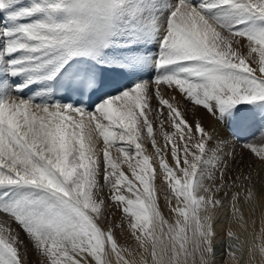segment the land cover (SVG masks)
Instances as JSON below:
<instances>
[{"label": "snow or ice", "instance_id": "1", "mask_svg": "<svg viewBox=\"0 0 264 264\" xmlns=\"http://www.w3.org/2000/svg\"><path fill=\"white\" fill-rule=\"evenodd\" d=\"M0 14V264H29L30 253L37 264H264V229L259 244L216 230L229 192L245 233L239 198L264 200L251 176L264 168V131L237 160L198 115L264 102V0H0ZM140 39L158 43L157 76L91 111L38 102L50 88L17 94Z\"/></svg>", "mask_w": 264, "mask_h": 264}, {"label": "rangeland", "instance_id": "2", "mask_svg": "<svg viewBox=\"0 0 264 264\" xmlns=\"http://www.w3.org/2000/svg\"><path fill=\"white\" fill-rule=\"evenodd\" d=\"M193 2H197V0H193ZM117 45H114L115 48L112 46L114 49L120 51L119 55H118V53H117V55L115 54L116 56L114 55L117 58H115L113 56V58L116 59L115 61L112 60V62H111L108 58H106V56H103V55H101L100 57H96V58L98 60H101V62H103L106 65H108V64L111 65V63H112L111 66H113V67H111V68L115 72L121 73L122 75L126 76L127 78L128 77L131 78V76H132V78H134V76L136 78V76L139 73H142V72L145 73L146 75H144L143 77H140L137 82L151 81L157 76L158 73L153 72L151 70V67H152V69L154 67V66H152L153 65L152 61L154 60L156 54L159 51V46H158V43L156 40H154V39H152V40L140 39L136 43H133L132 45H126L123 43H120ZM119 46H121V47H119ZM1 47H2V45H1ZM112 47L110 48V50L112 49ZM129 47L134 49V52H131V53L128 52L127 49ZM116 50H113V51H116ZM133 57H135V59H133ZM120 61H122V62H120ZM119 64H121V66ZM21 78L24 79V77H21ZM48 83H51V82H44L42 84H43V86H45ZM42 87L40 89H37V91L43 89ZM50 89H51V84H50ZM110 96L111 95H105L104 94L102 96L101 100L99 101V103L105 97H110ZM98 104H95L93 108H95L96 105H98ZM93 108H91V109H93ZM235 108H233V113L235 112L234 115L237 118V121L235 122V125L237 126L235 132L236 133L238 132V133H237V136L233 137L232 139L236 142V144L239 146V149L241 150V152L238 153L239 155L236 157V159L239 160L242 157L248 155L247 151L242 150L240 145H243L247 142L259 141L261 139V132L264 131V102H257L254 104H239ZM91 109L88 111H91ZM113 155H115V152H113ZM260 171H262V172H260ZM260 171L256 174L257 176L254 180L256 182V184L258 183L256 185L257 189H261L264 185V181H263L264 169H262ZM259 179H261V180H259ZM105 192H107V191L105 190ZM243 198H244L243 196L239 198V200H238L239 205L243 203V201H244ZM231 204H232L231 193H229L228 197L224 198V207L219 209V211H218L219 214L231 211L232 210ZM118 212L119 211H117L116 209H113V210H111L110 213H108L109 214L108 217L110 219L114 220V222L118 223L120 221V215H121ZM218 212H217V214H218ZM114 214H115V216H114ZM233 230H236L235 232L241 237V239L245 238L244 233L240 232L239 229L236 228ZM221 242L226 247L228 240H227L226 236H223V234H221V236H218V239L216 242L217 243V258L218 259H220L219 256H220V244H221ZM37 260H38L37 255L34 253H30L29 264H36Z\"/></svg>", "mask_w": 264, "mask_h": 264}, {"label": "bare ground", "instance_id": "3", "mask_svg": "<svg viewBox=\"0 0 264 264\" xmlns=\"http://www.w3.org/2000/svg\"><path fill=\"white\" fill-rule=\"evenodd\" d=\"M0 23H6V21H4V18L3 17H0ZM149 40V39H148ZM152 40V39H150ZM145 42V41H144ZM136 43V42H135ZM141 44V43H140ZM2 45V41H0V47ZM118 46V45H117ZM114 47V46H113ZM112 47V49L110 50V48L108 49H105L103 51V56H106V58H108L111 62L112 60L115 61L117 57H115L118 53H120V51L114 49ZM121 47V46H119ZM113 50H116V51H113ZM140 50V49H139ZM116 52V53H115ZM143 53V52H142ZM149 53V52H148ZM116 54V55H115ZM115 55V56H114ZM113 56L115 58H113ZM96 58V57H95ZM101 61V60H100ZM122 62V61H120ZM131 63V62H130ZM110 67H113L111 66L110 64H108ZM121 66V64H119ZM125 65V64H124ZM153 66V65H152ZM148 67V66H147ZM154 68V67H153ZM135 72V71H134ZM130 76V75H129ZM132 77V76H131ZM14 78V77H12ZM135 78V77H134ZM8 79V82H10V79L7 77ZM24 82V79H21L20 78V81L19 83H23ZM51 84H52V81H51ZM37 92V91H36ZM34 92V93H36ZM18 94V93H17ZM33 96V95H32ZM236 109V108H235ZM92 110V109H91ZM235 113V112H234ZM233 113V109L227 113L223 119H219L218 121H214L211 117L207 116L206 114H204L203 112H200L198 115L200 118L203 119V123L204 125L211 131L213 126H214V131H215V134L217 137H219L220 139L222 140H225V141H228L229 142V147H235V150H236V153H237V156L239 155L238 153L241 152V150L239 149V146L236 144V142L232 139L233 137H236L237 136V133L235 132L237 126L235 125V122L237 121V118L236 116L234 115ZM191 115L189 116V119H191ZM170 130V129H169ZM158 140L161 144V146H163L164 144V141L161 137H158ZM215 143V142H214ZM146 147L148 148L149 151H151V144L150 142L146 145ZM236 156V157H237ZM244 160H248L249 157L248 155L242 157ZM264 168H262V166L257 162V163H254L253 164V167H252V171H251V176H252V179L255 180L256 178V174L262 170ZM241 169L239 168H236L232 173L231 175L233 177H235V175L238 174V172L240 171ZM243 172L245 175H248V172L249 170L245 167L243 168ZM262 172V171H260ZM258 179V178H257ZM261 180V179H259ZM257 181V180H256ZM264 181V179H263ZM259 182V181H258ZM159 183V182H158ZM244 183V187L246 188L248 185H247V182H242ZM258 184V183H257ZM256 184V185H257ZM264 188V185L263 187ZM239 189L237 188H233L232 191H237ZM230 193V192H229ZM105 194H107V192H105ZM219 196H223V193H220L218 194ZM243 196V195H242ZM241 196V197H242ZM244 197V196H243ZM244 199V198H243ZM242 200V199H241ZM161 207H162V210L166 216V218L169 216V213H168V210L167 208L165 207V201L163 200V197L161 196ZM239 205V204H238ZM238 207H240L243 211V214H244V218H245V221L247 222V225H248V232L245 233L235 222H232L231 221V211L229 212H224V213H221L217 214V217H218V225H217V232L218 233H221L222 230H221V227H220V224H223V228L226 230L229 226L232 227V229H239L240 232H243L245 236H248V239H249V242H254L259 244L260 243V239H261V232H262V229H264V200H260L259 202H256L254 204H252L251 206L248 205L245 200L243 201L242 204H240ZM113 210V209H112ZM219 211V210H218ZM111 212V211H110ZM109 212V213H110ZM116 212V211H115ZM222 212V211H221ZM119 213V212H118ZM112 214V213H111ZM116 214V213H115ZM114 214V216H115ZM109 215V214H108ZM119 215V214H118ZM119 217V216H118ZM117 217V218H118ZM119 219V218H118ZM118 222V221H117ZM120 222V221H119ZM118 222V223H119ZM233 231H236V230H233ZM116 232V236L119 240L120 243H125L126 240H130L129 237L126 236V226H125V232H121L120 229H116L115 230ZM238 232V231H237ZM220 258V256H219ZM218 259V258H217ZM37 264V263H36Z\"/></svg>", "mask_w": 264, "mask_h": 264}]
</instances>
